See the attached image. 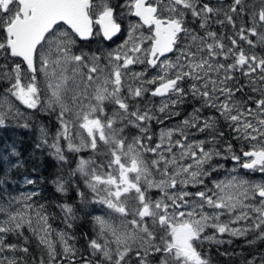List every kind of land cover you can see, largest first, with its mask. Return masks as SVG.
Returning a JSON list of instances; mask_svg holds the SVG:
<instances>
[{"label": "snow or ice", "instance_id": "6c2138e0", "mask_svg": "<svg viewBox=\"0 0 264 264\" xmlns=\"http://www.w3.org/2000/svg\"><path fill=\"white\" fill-rule=\"evenodd\" d=\"M16 129L34 146L26 158L0 134V264H213L210 246L255 248L264 0H0V133ZM45 154L54 192L75 193L55 205L63 230L36 200L41 177L19 197L9 188ZM222 161L234 166L221 179ZM240 259L264 264V251Z\"/></svg>", "mask_w": 264, "mask_h": 264}, {"label": "trees", "instance_id": "16d2710c", "mask_svg": "<svg viewBox=\"0 0 264 264\" xmlns=\"http://www.w3.org/2000/svg\"><path fill=\"white\" fill-rule=\"evenodd\" d=\"M95 47V45H93ZM47 122V120H45ZM54 123V122H53ZM4 135L6 138L11 139L13 137L20 139L22 141L21 148L24 151L25 157L32 156V148L34 146V137L31 135V133H27L24 130H9L6 133H0ZM36 163L40 165L39 170L34 172L33 171V164L32 160L28 159L25 166L20 168L18 172H16V175L14 177L13 183L9 186L10 191H12V194L14 196H21L22 194L30 191L33 189V185H27L24 183L26 175H31L32 177H41L39 181V188L38 190L41 193V197H36V200L40 203H45L47 206V212L50 215V223L52 224V227L54 230H63L65 229V224L63 223V217L60 213L59 208L55 207L56 203L60 202L61 200H64L65 202L72 203L75 199V193L69 192L67 194V197H62L60 194L55 193L53 189V185L50 182V174H54L58 171V168L56 166V162L46 154L43 156L36 155L35 157ZM15 172V170H13ZM44 178H49L45 180ZM90 210V209H89ZM80 215L83 217L84 213H80ZM92 228L91 218L89 217L87 220L81 219L77 223V236L79 237L80 231L84 232H90ZM71 231V230H70ZM82 242V241H81ZM242 240H233V243L231 245L225 244L223 246H219V251L217 250L218 246H210L206 248V251L208 255L211 257L213 264H241V256H246L245 252L249 253L251 250H259L264 251V242L257 244L255 248H250L251 250L248 251L247 246H243ZM31 250L34 256L37 258L40 256V249L37 247L35 241L31 244ZM230 248H233L231 250ZM224 249H228L229 251H234L235 253H243L241 255H236L232 257L221 255V252Z\"/></svg>", "mask_w": 264, "mask_h": 264}, {"label": "rangeland", "instance_id": "374dc122", "mask_svg": "<svg viewBox=\"0 0 264 264\" xmlns=\"http://www.w3.org/2000/svg\"><path fill=\"white\" fill-rule=\"evenodd\" d=\"M117 44L119 43V40H117V42H116ZM116 46V44H114L113 45V47H115ZM143 68V66H137L136 67V69L135 70H137V71H139V70H141ZM152 74H154V70H149V75H152ZM155 102L158 104L159 103V98H155ZM191 111V107L190 106H185L183 109H181V116H179V117H174L172 120H170V121H167V123H168V125L169 126H175V124L183 117V116H185L188 112H190ZM195 138V137H194ZM222 163H224V169H221V174L218 176V178H224V173H225V169H229V168H231V167H233L234 165L232 164V162H230V161H222ZM252 178V177H251ZM253 180H255V181H257V182H259V181H261V180H264V178H262V177H253L252 178ZM92 209H94V215H102L106 210L105 209H103L101 206H98V205H92L91 207H90V210H92ZM249 238H251V237H249ZM236 240V239H235ZM243 242H242V244L241 245H243V246H247V247H249L248 245H247V242H246V240H244V239H241ZM260 243H262V242H258L257 244H260ZM231 250H233V248H230ZM249 250H251L250 248H248V251ZM251 251H253V250H251ZM251 251H249V252H251ZM239 255H241V254H243V253H238ZM246 254H248L247 252H245V255Z\"/></svg>", "mask_w": 264, "mask_h": 264}, {"label": "flooded vegetation", "instance_id": "af4514ba", "mask_svg": "<svg viewBox=\"0 0 264 264\" xmlns=\"http://www.w3.org/2000/svg\"><path fill=\"white\" fill-rule=\"evenodd\" d=\"M248 175H249L250 177H252V178H253L254 176H255V177L257 176V177H262V178H264V175H261L260 173H248Z\"/></svg>", "mask_w": 264, "mask_h": 264}]
</instances>
